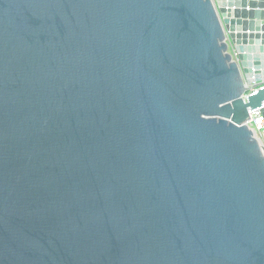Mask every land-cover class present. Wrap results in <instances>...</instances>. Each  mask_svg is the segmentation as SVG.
Listing matches in <instances>:
<instances>
[{
	"label": "water",
	"instance_id": "water-1",
	"mask_svg": "<svg viewBox=\"0 0 264 264\" xmlns=\"http://www.w3.org/2000/svg\"><path fill=\"white\" fill-rule=\"evenodd\" d=\"M263 86L264 0H0V264H264Z\"/></svg>",
	"mask_w": 264,
	"mask_h": 264
},
{
	"label": "built area",
	"instance_id": "built-area-1",
	"mask_svg": "<svg viewBox=\"0 0 264 264\" xmlns=\"http://www.w3.org/2000/svg\"><path fill=\"white\" fill-rule=\"evenodd\" d=\"M246 123L247 125L251 124L253 126L257 137L264 143V102L261 107L250 109V118Z\"/></svg>",
	"mask_w": 264,
	"mask_h": 264
},
{
	"label": "rangeland",
	"instance_id": "rangeland-1",
	"mask_svg": "<svg viewBox=\"0 0 264 264\" xmlns=\"http://www.w3.org/2000/svg\"><path fill=\"white\" fill-rule=\"evenodd\" d=\"M231 49V48H230Z\"/></svg>",
	"mask_w": 264,
	"mask_h": 264
}]
</instances>
